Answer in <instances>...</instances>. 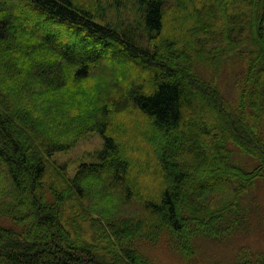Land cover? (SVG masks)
Here are the masks:
<instances>
[{"label":"trees","instance_id":"obj_1","mask_svg":"<svg viewBox=\"0 0 264 264\" xmlns=\"http://www.w3.org/2000/svg\"><path fill=\"white\" fill-rule=\"evenodd\" d=\"M107 4L135 24L104 0H0V264H155L140 241L193 258L197 239L247 227L264 181V0ZM236 59L233 103L218 74ZM96 70L112 86L88 103ZM89 131L99 162L70 177L52 158Z\"/></svg>","mask_w":264,"mask_h":264},{"label":"rangeland","instance_id":"obj_2","mask_svg":"<svg viewBox=\"0 0 264 264\" xmlns=\"http://www.w3.org/2000/svg\"><path fill=\"white\" fill-rule=\"evenodd\" d=\"M104 10L106 18L113 24L120 26H133L136 21L135 12L132 10L118 9V7L110 6L107 0H104ZM116 7V8H114ZM108 59L109 56H106ZM107 64V60L104 61ZM244 63L241 61L230 60L224 62L222 69L218 74V86L222 93L233 103H236L238 96L237 77L244 70ZM112 84L108 78L103 79L101 70L95 73L87 80L80 82V91L82 95L89 92L86 102H95L96 97L101 98L109 92ZM78 89L75 94L68 95L66 104H71L77 100ZM87 110L85 107L80 108L83 112ZM104 148V140L99 132L89 131L85 133L83 138L69 151L57 153L52 160L59 165H65L70 177H73L80 164L97 163L99 158L97 154ZM237 151V150H235ZM236 158L242 164H249L253 167L255 164L237 151ZM246 213V228L234 231L224 241H215L208 238H200L195 241V254L193 258H185L175 246L169 242V238L164 236L156 244L147 241H140L138 248L140 252L155 264H236L237 259L243 253L251 252V254L264 252V181L257 182L244 203Z\"/></svg>","mask_w":264,"mask_h":264}]
</instances>
